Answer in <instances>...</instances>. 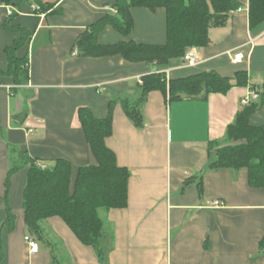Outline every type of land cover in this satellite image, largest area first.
<instances>
[{"label":"crops","instance_id":"obj_1","mask_svg":"<svg viewBox=\"0 0 264 264\" xmlns=\"http://www.w3.org/2000/svg\"><path fill=\"white\" fill-rule=\"evenodd\" d=\"M11 1L0 0V73L9 67L7 48L20 37L5 23L30 35L15 51L27 59V80L16 84L0 74V264H264V187L249 186L244 169L211 170L213 156L207 152L210 141L223 139L242 107L240 99L264 83V24L249 29L248 0H237L242 10L234 11L225 26L211 28L206 46L194 47L196 66L177 58L165 68L171 77L201 71L233 76L245 70L247 86L178 101L152 90L140 107L142 128L120 101H135L141 92L138 78L155 67L119 56L71 54L78 35L110 12L114 0H39L52 7L36 14ZM9 10L16 14L11 17ZM131 14V39L164 43V9L137 7ZM121 39L109 26L98 36L102 44ZM236 53L243 54L241 62L232 61ZM111 100L112 132L105 143L130 176L126 206L102 213L107 228L99 242L100 260L58 216L40 221L41 238L30 234L22 208L27 165L9 170L20 163L21 152L46 164L56 158L74 167L94 163L77 109L87 106L105 117ZM251 122L264 126V104ZM212 201L220 204L211 206ZM6 205L14 215L10 225ZM25 236L38 242V252H29Z\"/></svg>","mask_w":264,"mask_h":264},{"label":"trees","instance_id":"obj_2","mask_svg":"<svg viewBox=\"0 0 264 264\" xmlns=\"http://www.w3.org/2000/svg\"><path fill=\"white\" fill-rule=\"evenodd\" d=\"M9 4L11 0H3ZM39 10L46 12L52 5L41 4ZM18 9L30 7L29 0H16ZM145 7L151 11H165V41L162 44L136 42L129 36L134 22L132 8ZM107 12L85 28L76 38L77 56H119L131 63L154 66V70L141 77V92L135 101L121 99V107L137 128L143 127L140 107L152 90L161 91L168 101L184 98H206L211 93H227L233 86H247L245 70L233 76H221L214 71H201L186 76L166 78L164 72L171 59L182 58L186 49L204 47L209 43V30L223 27L231 14L240 7L237 0H114ZM16 13L12 12L11 17ZM248 27L257 28L264 24V0H248ZM119 33L122 39L116 43L102 44L98 36L106 27ZM8 29L18 30L20 37L7 48L9 67L2 75L12 76L16 84L27 80V59L18 58L15 51L24 45L30 33L21 27L5 23ZM74 49V48H73ZM72 49V51H73ZM258 88V101L242 106L233 121L226 127L221 140L208 143L207 152L213 156L211 170L221 168L244 169L251 187H264V126L251 122L252 115L264 104V83ZM114 100L108 105L105 117L96 116L87 106L77 109V117L85 140L94 158V163L74 167L65 158H56L50 163L20 153V163L9 170L12 174L27 165L22 192L24 222L30 234L41 238L40 221L52 216L60 217L81 243L93 246L99 259L102 251L100 239L106 230L103 212L122 208L127 203L129 170L117 163L114 152L105 140L112 132V109ZM9 178L6 179L7 196ZM201 189V188H200ZM7 203V202H6ZM5 223L10 225L14 215L6 205ZM3 258L0 243V260Z\"/></svg>","mask_w":264,"mask_h":264},{"label":"built area","instance_id":"obj_3","mask_svg":"<svg viewBox=\"0 0 264 264\" xmlns=\"http://www.w3.org/2000/svg\"><path fill=\"white\" fill-rule=\"evenodd\" d=\"M31 10L33 11H37L39 10V6L37 4H32L31 6ZM241 8H238L237 11H241ZM110 12L115 13L116 10L110 8ZM8 15H10L12 13V10L7 11ZM78 53L77 48L75 47L72 51V55L76 56ZM243 59V54L242 53H236L233 55L232 57V61L237 63V62H241V60ZM182 60L184 62V64L188 67H194L198 64L199 62V58L197 55V52L195 50L194 47L191 48H187ZM157 72H164L166 74V78H169V69H161V70H156ZM138 82L142 83V81L140 80V78H138ZM260 95V90L258 88H251L247 91V93L240 99V104L242 106L248 105L249 103H251L252 101H256L259 98ZM220 204L219 201H212L211 202V206L217 207ZM25 240L28 243L29 246V252L31 254H34L36 252H38L39 250V244L38 242H36L35 240L31 239L28 236H25ZM262 244L264 246V239L262 240ZM263 253H264V249H263Z\"/></svg>","mask_w":264,"mask_h":264},{"label":"rangeland","instance_id":"obj_4","mask_svg":"<svg viewBox=\"0 0 264 264\" xmlns=\"http://www.w3.org/2000/svg\"><path fill=\"white\" fill-rule=\"evenodd\" d=\"M165 68H167V67H165Z\"/></svg>","mask_w":264,"mask_h":264}]
</instances>
